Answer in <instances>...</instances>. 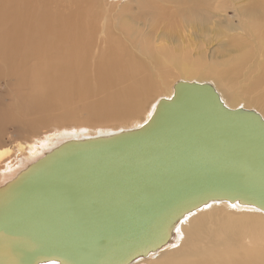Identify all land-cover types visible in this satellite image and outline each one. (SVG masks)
Wrapping results in <instances>:
<instances>
[{
    "label": "bare ground",
    "instance_id": "obj_1",
    "mask_svg": "<svg viewBox=\"0 0 264 264\" xmlns=\"http://www.w3.org/2000/svg\"><path fill=\"white\" fill-rule=\"evenodd\" d=\"M208 34L227 39L212 60L203 51ZM0 60L31 89L24 96L30 121L74 115L82 106H67L91 93L89 81L101 95L93 115L124 119L173 70L211 77L188 82L210 84L229 109L253 110L251 101L264 120V0H0ZM76 84L82 97H74ZM172 92L128 129L63 130L28 144L24 157L0 169V186L61 143L141 127ZM240 97L247 106L238 105ZM130 264H264V212L211 202L177 221L165 245Z\"/></svg>",
    "mask_w": 264,
    "mask_h": 264
},
{
    "label": "water",
    "instance_id": "obj_2",
    "mask_svg": "<svg viewBox=\"0 0 264 264\" xmlns=\"http://www.w3.org/2000/svg\"><path fill=\"white\" fill-rule=\"evenodd\" d=\"M211 202L264 212V120L177 81L141 127L61 143L0 186V264H130Z\"/></svg>",
    "mask_w": 264,
    "mask_h": 264
},
{
    "label": "rangeland",
    "instance_id": "obj_3",
    "mask_svg": "<svg viewBox=\"0 0 264 264\" xmlns=\"http://www.w3.org/2000/svg\"><path fill=\"white\" fill-rule=\"evenodd\" d=\"M228 15L229 20L237 24V20H235L234 17L231 18L230 14ZM223 19L224 18H221L222 21ZM206 36H208L207 39ZM206 36L204 37L206 44L203 45V51L205 53L206 59L212 60L211 56H217V54H220L219 47L220 45H224L227 39L223 36L219 39H214L211 34ZM236 36H239V34H236ZM215 52L218 53L216 54ZM181 75L182 74H178L176 70H173V74L169 77H166L165 81L161 82L160 80H157L158 90L155 91V93L149 95L142 107H138L134 113L126 112L124 119H117L116 121H113L93 115L94 110L96 112L97 109L93 105L100 99L101 95L92 93L95 84L94 81H89L86 90L90 91L91 93H86L85 99L76 100L74 101V104L69 103L67 106L68 109H71L73 106L75 107V105L82 106L76 111L74 115L65 116L59 119L48 116V118H38L36 121H30L26 116L27 110L25 108L24 96L29 94L31 89L26 85L21 84L18 78L12 72H8L7 68H4V63L0 60V151H3V154L5 155L3 159L0 160V169L15 159L24 157L27 154H25V152L28 144L42 141L49 135L58 132L61 133L63 130L86 128L89 129L91 134L94 135L98 132L103 133L108 131H116L118 129H128L130 127L136 126L137 123L145 118L147 111L149 108H151L153 102L165 96L167 92L171 91L173 84L179 80L193 81L195 78L212 81L211 77H200L192 74H186V77ZM79 81L82 84L87 82V80ZM38 85L42 84L37 83L33 87L37 88ZM77 86L80 89V94L74 95V97H82L84 92L81 90V85ZM224 87L227 90L226 82H224ZM53 88V84L49 86V89ZM47 100H49L48 97ZM240 104L245 106H247L246 104H251V106L247 107H253V110L255 109L261 112L257 107H254L255 104L251 101H248L245 104L243 97H240V102L238 105Z\"/></svg>",
    "mask_w": 264,
    "mask_h": 264
}]
</instances>
